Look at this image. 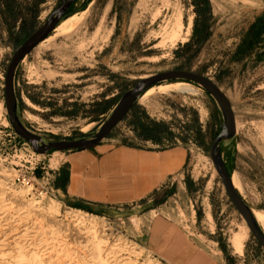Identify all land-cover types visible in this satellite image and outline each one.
Listing matches in <instances>:
<instances>
[{
	"label": "rangeland",
	"instance_id": "1",
	"mask_svg": "<svg viewBox=\"0 0 264 264\" xmlns=\"http://www.w3.org/2000/svg\"><path fill=\"white\" fill-rule=\"evenodd\" d=\"M61 2L0 0V264H170L136 236L156 214L176 223L214 264H264V249L210 158L221 113L195 84L153 87L113 129L129 144H136L134 134L186 151L182 173L155 195L80 211L56 190L53 174L64 154L33 153L10 127L3 93L15 51ZM72 9L16 70L24 127L44 143L90 137L139 81L198 74L230 104L235 134L221 145V159L242 200L264 219V0H77ZM72 17L78 21L57 35ZM177 84L192 91L157 90Z\"/></svg>",
	"mask_w": 264,
	"mask_h": 264
},
{
	"label": "crops",
	"instance_id": "2",
	"mask_svg": "<svg viewBox=\"0 0 264 264\" xmlns=\"http://www.w3.org/2000/svg\"><path fill=\"white\" fill-rule=\"evenodd\" d=\"M114 131L93 149L63 153L53 174L54 186L74 207H122L144 202L184 170L187 153L180 146L164 147L149 137H113ZM127 141V142H126ZM149 252L170 264H214L191 246L182 229L160 214L136 234Z\"/></svg>",
	"mask_w": 264,
	"mask_h": 264
},
{
	"label": "water",
	"instance_id": "3",
	"mask_svg": "<svg viewBox=\"0 0 264 264\" xmlns=\"http://www.w3.org/2000/svg\"><path fill=\"white\" fill-rule=\"evenodd\" d=\"M76 1L77 0H62L47 21L15 51L11 58L5 75L3 95L7 119L15 135L21 141L28 144L33 153L37 155H47L52 152L68 153L90 150L98 146L102 140L110 135L113 129L135 105L137 100L149 89L164 82L171 81H182L195 84L202 88L215 101L223 119L221 132L214 140L210 150V158L213 166L233 207L239 213L257 243L264 249V234L254 219L252 211L233 187L231 177L220 155L221 145L231 140L235 134V120L230 104L220 90L202 76L190 72L173 71L154 75L139 81L132 89L122 96L107 120L100 126L98 131L90 137L44 143L41 137L24 127L18 116V101L15 95L14 82L16 70L21 60L30 53L33 48L48 38L60 22H62L66 16L70 15L67 14V12Z\"/></svg>",
	"mask_w": 264,
	"mask_h": 264
},
{
	"label": "bare ground",
	"instance_id": "4",
	"mask_svg": "<svg viewBox=\"0 0 264 264\" xmlns=\"http://www.w3.org/2000/svg\"><path fill=\"white\" fill-rule=\"evenodd\" d=\"M76 21H78V19L76 17H72V18H69L68 20L64 21L57 29H56V34L57 35H61L62 33H64L65 30H67L68 28L71 27V25L73 23H75ZM74 26V25H73ZM71 29V28H70ZM156 88H151L149 89L148 91H146L141 97H140V100L141 101H144L146 100L147 98H149L154 92H155ZM158 91H170V90H173V91H178V92H191L192 89H191V86L187 85V84H177V85H173V86H165V87H159L157 88ZM232 185L233 187L237 190V182L232 179ZM253 217L254 219L256 220L259 228L261 229L262 233L264 234V219L262 216L258 215V214H253ZM26 231V230H24ZM111 250V249H110ZM117 252V251H116ZM111 254H114V253H111ZM119 257V256H117ZM120 258V257H119ZM125 260V259H123ZM111 262H116L117 264H121L117 259H112Z\"/></svg>",
	"mask_w": 264,
	"mask_h": 264
},
{
	"label": "flooded vegetation",
	"instance_id": "5",
	"mask_svg": "<svg viewBox=\"0 0 264 264\" xmlns=\"http://www.w3.org/2000/svg\"><path fill=\"white\" fill-rule=\"evenodd\" d=\"M72 6H73V5H72ZM72 6L69 8V10H68L67 14H70V13H71V11L73 10V9H72Z\"/></svg>",
	"mask_w": 264,
	"mask_h": 264
},
{
	"label": "trees",
	"instance_id": "6",
	"mask_svg": "<svg viewBox=\"0 0 264 264\" xmlns=\"http://www.w3.org/2000/svg\"><path fill=\"white\" fill-rule=\"evenodd\" d=\"M20 141V140H19ZM21 142V141H20Z\"/></svg>",
	"mask_w": 264,
	"mask_h": 264
}]
</instances>
